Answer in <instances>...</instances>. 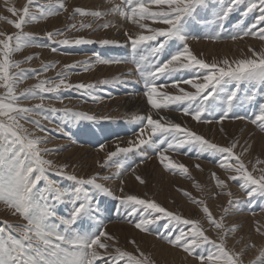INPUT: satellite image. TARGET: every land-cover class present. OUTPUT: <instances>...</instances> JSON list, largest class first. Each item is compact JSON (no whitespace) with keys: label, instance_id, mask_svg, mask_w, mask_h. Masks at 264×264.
Wrapping results in <instances>:
<instances>
[{"label":"snow or ice","instance_id":"1","mask_svg":"<svg viewBox=\"0 0 264 264\" xmlns=\"http://www.w3.org/2000/svg\"><path fill=\"white\" fill-rule=\"evenodd\" d=\"M108 2L110 6L103 10L73 7L69 12L66 0H51L46 4L27 0L21 9L14 6L7 9L16 19L0 17L17 29L13 33L0 31V89H3L0 93V202L12 209L13 215L18 214L26 221L22 224L0 221V264H147L143 251L137 250V255L117 246L119 240L107 231L99 197L116 200L135 229L155 233L192 257L196 264H245L246 250L256 245L245 244L239 251L227 246L229 234L235 233L237 228H226L225 219L230 209L241 202L229 183H237L249 201L264 197V159L253 152V145L247 141L237 152L238 139L233 137L228 144L221 145L189 126L186 120L198 125H217L220 133L226 132L225 121H248L264 132V49L250 47L251 56L229 59L226 56L208 58L195 48L201 41L215 44L252 38L264 42V0ZM254 12L258 15L251 24L232 28L231 18L235 14L239 13V23ZM61 13H68V18L74 22L63 29L47 31V45L35 43L34 33L24 30L26 26ZM110 29L120 32L123 42L116 38L90 39L84 35L69 38L67 35L73 30L96 33ZM53 44L126 48L129 56L116 59L93 52L88 59L65 64L54 77L43 79L40 77L55 70L58 62L41 61L42 67L37 69L22 65L38 57L14 59L16 53L28 47H51L52 52H56ZM120 64L132 65L123 75L135 77L134 80L117 76L96 82L71 81L73 74L92 71L96 65ZM33 78L38 80L36 84L19 88ZM122 84L142 85L145 112L131 117L139 125L132 131L131 138L122 146L119 135L115 136L118 142L114 150L106 151L103 159L96 161L99 171L87 177L69 172L67 163L57 164L45 158L56 150L43 147L49 141L30 133L22 123H31L46 132L41 120L35 117L52 120L60 114L65 121L73 123L109 120L110 117L77 112L69 107L56 108L45 101L63 103V93L75 91L98 102L102 99L98 94L99 86ZM31 101L39 103L31 104ZM244 105L258 111L252 116L243 115L239 109ZM169 112L180 113L186 119L177 122L168 116ZM107 147L106 142L101 143L99 150L105 152ZM149 150L164 169L184 176H190L189 168L174 162L171 154L187 155L194 150L197 158L204 154L216 157L224 176L213 172L212 177L218 190L215 195L228 197L229 207L224 208V215L217 219L204 199L197 200L185 193L202 208L207 222L217 230L215 239L206 234L207 229L200 219L186 218L155 199L125 191V175L130 171L135 173L140 164L150 158ZM133 157L138 158V162ZM195 167L203 170L200 164ZM49 173L58 174L71 183L59 184ZM135 178L145 183L139 175ZM115 181L120 183L113 188ZM58 205L67 207L66 215L58 214ZM85 224L87 228L83 227ZM255 231L264 236L259 227ZM206 246H211V250H206ZM251 264H264V247Z\"/></svg>","mask_w":264,"mask_h":264},{"label":"rangeland","instance_id":"2","mask_svg":"<svg viewBox=\"0 0 264 264\" xmlns=\"http://www.w3.org/2000/svg\"><path fill=\"white\" fill-rule=\"evenodd\" d=\"M49 2H51V0H36V3L38 4H46ZM116 2L119 3L120 0H116ZM26 3L27 0H0V17H8L10 20L16 19V17L13 16L10 12H8L7 9L12 6L16 7L17 9H21ZM66 3L68 4L69 12H71L70 9H72L73 7L103 10L104 8L110 6L108 0H66ZM68 15V13H61V15L59 16L49 17L47 20L26 26L24 30L27 32L34 33L35 43L47 45L49 44L45 35L47 31L63 29L69 23L74 22L70 21ZM256 15H258V13L254 12L248 17L240 20L239 23H237L239 13L235 14V16L231 18L232 28L234 29L237 27H244L246 25L251 24L255 19ZM78 19L79 17L77 18V20ZM0 31L13 33L17 31V29H15L14 26L8 23L7 21L0 19ZM67 35L69 38H75L80 35H84L90 39L116 38L121 39V42H123L121 33L116 31L115 29H110L108 31H100L96 33L88 31L77 33L73 30L67 33ZM257 41L260 44H258ZM52 47H56L57 51L52 52L51 47H28L23 49L21 52L16 53L14 59L22 60L25 56L38 57L36 59H33L30 63L22 65V67L24 68L37 69L42 67L41 61L46 63L58 62L57 68L55 70L49 71L40 77V79H43L45 76L54 77L56 75V72L59 71L65 64H72L76 61H83L85 59H88L92 56L93 52H99L102 56H110L116 59H124L128 58L129 56V50L126 48L106 49L99 44L81 46H64L59 44H53ZM250 47L255 48L257 50L264 49V42L252 38H245L241 41L224 40L217 42V44H213L208 41H201L195 45V48L198 51H203L208 58H222L226 56L229 59L251 56V52H249L248 50ZM210 50L212 52H210ZM230 50L231 52H229ZM234 52L237 53L234 54ZM131 67V64H120L111 66L96 65L94 70L92 71H80L73 74L71 77V81L73 83L96 82L105 78L111 79L113 77H117L118 75L122 79L134 80L135 77H128L123 75L127 73ZM37 82L38 80L35 78L29 79L23 84H21L19 88L23 89L34 85ZM141 87L142 85L135 84H122L118 86L101 85L99 86L98 94L102 97V99L98 102H93L91 99L87 98L82 93H77L75 91L64 92L63 95L65 96V99L63 100V103H60L55 100L45 101L47 105H51L56 108L62 109L64 107H69L77 112H87L90 115L99 114L100 116L110 117L111 119L109 120L99 121L96 123L82 120L78 123H73L71 121H65V119L60 114H56L52 120H43L40 116L35 117L36 119L41 120V123L48 130L46 132H41L31 123H26L23 121L22 123H24V126L29 130L30 133H33L35 136L44 137L49 141L46 145H42L43 147H47L50 150H56L50 151L45 158L51 159L54 163L57 164L67 163L70 166L68 169L69 172H75L78 175L87 177L94 171H99V169L96 167V161L103 159L106 154V151L114 150L115 144L118 142L114 138L115 136L119 135V142H121L122 146H124L123 142L131 138L130 135L132 134V131L139 127V125H137L131 120V117L138 114L142 115L145 112L146 104L141 93ZM133 88H135V91L133 90ZM0 93H3V89H0ZM30 103L35 104L39 103V101H31ZM239 111L243 115L252 116L258 111V109L255 107H250L249 105H244L241 109H239ZM168 116H171L170 118H175L177 122L186 119L180 113L177 112H169ZM186 122L189 124V126L193 127L198 132H204L207 138H210L214 142H217L221 145L228 144L230 142V139L233 137L238 139L240 141V145H238L236 149L237 152L242 150V146H246L245 141H247L248 143L253 145L254 153L256 155H259L260 158L264 159V132H260V130L255 125L251 124L248 121H225V134L219 132V126L217 125L200 126L195 122L191 121L190 119H187ZM193 124L198 125L200 127L196 128L193 126ZM60 128H63L64 131L61 132L59 130ZM256 140L257 142H255ZM110 141L114 143L112 146H110ZM105 142L107 143V145H109L105 149V152H101L99 150V145ZM148 155L150 158L145 160L144 163L140 164V166L136 169L135 173H132L130 171L125 175V191L130 194L139 195L141 196V198L155 199L163 207L171 211L175 210V212L182 214L186 218L200 219L203 227L207 229L206 234L209 235L210 238L215 239L217 230L207 222L202 212V208L194 204L192 200L187 195H185V193H190L191 197H194L197 200L204 199L210 211L213 212V215L216 216L217 219H219L221 215H224V208L229 207L226 201L228 197L226 195H215L218 190L214 186V179L212 177L213 172H216L218 175H221L222 178L224 176L223 171L219 168L218 164L216 163V157L204 154L200 158H197V156L194 154V150L192 152H189V154L187 155L183 153L171 154L174 162L178 161L180 163L185 164L189 168L190 176H184L181 174H173L168 170L164 169L162 166H159L160 164L158 158L151 150H149ZM133 159L137 160L138 162V158L133 157ZM146 163L151 166L156 163L158 169H162L169 175L176 176V178L167 179L169 182L174 184V190L167 188L165 189L164 187H160L158 185L161 182H165L163 178L162 180H160L159 177L153 178L152 174H145L143 177H141V174H139L138 169L141 166L147 165ZM196 164H200L203 170L201 171L200 169H197L195 167ZM49 175L51 179L57 181V183L59 184L63 185L71 183L67 182L63 177L58 174L49 173ZM137 175H139L141 179L145 181V183L141 184L138 180H136L135 177ZM119 183L120 181L113 182L112 187L115 188L116 185ZM197 184L200 185L199 188H197ZM229 187L234 193V195L239 198L241 202L230 209V212L225 219L226 228L231 226H236L237 228L235 233L229 234L227 246L229 248L235 247V249L239 251L241 248H244L245 244H255L256 247L247 249L244 256L245 264H251V262L255 261V259L259 255V250L264 247V236L262 237L260 233L255 231L258 227L261 229V231H264V197L257 196L251 201H249L248 197L246 196L244 191L238 186L237 183L230 182ZM117 194L119 195V192H117ZM99 199H101L102 201L101 207L102 210H104V218L105 223L107 225V231L113 234L119 240V244L117 246L120 247L122 250L130 251L137 255V250L143 251L145 253V257L147 258V264H196V261L192 257H188L181 249L170 246L166 240L160 239V237L155 235V233L149 234L140 232L139 230L135 229L134 224L130 222L131 218L127 217L126 213L122 209H120V206L116 200L108 197H99ZM117 209L120 210L117 211ZM57 212L60 215H66L68 209L63 205H58ZM261 215H263V218ZM3 220H7L10 224L26 223V221H24L23 218L20 217L18 214L13 215L12 209H10L6 204L0 202V221ZM87 226V224L83 225V227L85 228H87ZM154 227L158 228L159 226ZM160 233L161 235L164 234L162 229H160ZM132 241H134L135 243H132ZM149 242L152 243L150 244ZM158 246H161L162 249ZM163 247L166 249H164ZM163 250L165 251L163 252ZM206 250H211V246H206Z\"/></svg>","mask_w":264,"mask_h":264},{"label":"bare ground","instance_id":"3","mask_svg":"<svg viewBox=\"0 0 264 264\" xmlns=\"http://www.w3.org/2000/svg\"><path fill=\"white\" fill-rule=\"evenodd\" d=\"M88 8V7H87ZM71 10V9H70ZM66 23V22H65ZM76 35V34H75ZM71 36V35H70ZM251 41V40H250ZM256 42V41H255ZM257 43H258V41H257ZM217 44V43H216ZM258 44H260V43H258ZM231 45V44H230ZM246 46V45H245ZM243 47V46H242ZM241 47V48H242ZM226 48V47H225ZM125 49V48H124ZM231 49V48H230ZM238 51V50H237ZM210 52H212L211 50H210ZM214 52V51H213ZM229 52H231V50L229 51ZM208 53V52H207ZM226 53V52H225ZM235 53H237V52H234V54ZM241 53V52H240ZM121 73V72H120ZM121 75V74H120ZM119 76V75H118ZM126 80V79H125ZM131 85V84H130ZM135 88H133V90H134ZM135 91V90H134ZM138 93V92H137ZM129 94V93H128ZM138 95V94H137ZM131 98V97H130ZM120 100V99H119ZM131 101V100H130ZM121 102H125V101H121ZM133 102V101H132ZM135 103V102H134ZM134 103H131V104H134ZM126 104V103H125ZM129 104H130V102H129ZM142 107V106H141ZM137 108V107H136ZM142 109H144V108H142ZM141 110V109H140ZM171 113V112H170ZM170 115V114H169ZM171 117V116H170ZM173 117V116H172ZM181 118V117H180ZM241 125H242V123H241ZM193 126L194 127H196V128H198V127H200V126H202V125H200V126H198V125H194L193 124ZM235 127V126H234ZM212 129V128H211ZM202 130V129H201ZM207 130H208V128H207ZM229 130V129H228ZM236 130V129H235ZM240 130V129H239ZM246 130H247V126H246ZM206 132V131H205ZM211 132V131H210ZM215 132H216V130H215ZM235 132V131H234ZM204 133V132H203ZM213 133V132H212ZM219 133V132H218ZM205 134V133H204ZM225 134V133H224ZM248 134V133H247ZM250 134H252V133H250ZM249 135V134H248ZM131 136V135H130ZM208 136V135H207ZM217 136V135H216ZM221 136V135H220ZM239 136V135H238ZM263 136V135H262ZM249 137V136H248ZM259 137V136H258ZM215 138V137H214ZM252 138V137H251ZM256 138V137H255ZM252 140V139H251ZM264 140V139H263ZM113 141V140H112ZM112 141H110V146H112L114 143L112 142ZM227 141V140H226ZM223 142V141H222ZM221 142V143H222ZM255 142H257V140L255 141ZM261 142V141H260ZM109 145V144H108ZM262 145V144H261ZM261 145H260V147H261ZM255 146V145H254ZM114 147V146H113ZM264 147V146H263ZM112 148V147H111ZM264 150V149H263ZM262 150V151H263ZM95 151V150H94ZM254 152V151H253ZM91 153H93V152H91ZM106 153V152H105ZM261 153V152H260ZM97 154V153H96ZM96 156V155H95ZM191 161V160H190ZM188 162V161H187ZM195 162H197V161H195ZM195 162H193V163H195ZM206 163V162H205ZM147 165H145V166H141L139 169H138V172H139V174H141V177H143L145 174H152L153 176V178H156V177H159L160 178V180H162V178H163V180H165V182H161L160 184H158L160 187H164L165 189L167 188V189H173V188H175V186L173 185V183H171V182H169L167 179H169V178H176V176H172V175H169V174H167L166 172H164L162 169L160 170V169H158L157 168V165H156V163L155 164H153L152 166L151 165H148V163H146ZM159 166H161V165H159ZM148 169H149V171H148ZM205 169V168H204ZM148 172V173H147ZM197 172V171H196ZM131 174V173H130ZM155 174V175H154ZM198 176V175H197ZM200 176V175H199ZM149 177V176H148ZM150 179V178H149ZM158 179V178H157ZM199 179V178H198ZM131 180V179H130ZM178 180V179H177ZM148 181V180H147ZM179 181V180H178ZM184 182V181H183ZM189 182V181H188ZM150 183V182H149ZM176 183V182H175ZM131 184H132V182H131ZM151 184V183H150ZM180 184V183H179ZM115 185V184H114ZM129 185V184H128ZM140 185V184H139ZM149 185V184H148ZM184 185V184H183ZM187 185H188V183H187ZM155 186V185H154ZM128 187V186H127ZM144 187V186H143ZM191 187V186H190ZM164 188H162V189H164ZM126 189H128V188H126ZM135 189V188H134ZM146 189V188H145ZM152 189V188H151ZM156 189V188H155ZM136 190V189H135ZM139 190V189H138ZM141 190V189H140ZM153 190V189H152ZM174 190V189H173ZM129 191V190H128ZM146 192V191H145ZM156 193V192H155ZM159 193V192H158ZM166 193V192H165ZM168 194V193H167ZM178 194V193H177ZM164 195V194H163ZM171 196V195H170ZM178 196V195H177ZM176 196V197H177ZM168 197V196H167ZM166 197V198H167ZM163 198V197H162ZM174 198V197H173ZM172 198V199H173ZM176 200V199H175ZM174 200V201H175ZM178 200V199H177ZM228 200V199H227ZM226 200V201H227ZM160 201V200H159ZM180 201H181V199H180ZM184 201V200H183ZM182 201V202H183ZM190 202V201H189ZM222 202V201H221ZM189 204V203H188ZM178 205V204H177ZM182 205V204H181ZM216 205V204H215ZM220 207V206H219ZM177 208V207H176ZM190 209V208H189ZM213 209V208H212ZM178 210V209H177ZM175 211V210H174ZM241 215V214H240ZM262 216V218H263V215H261ZM119 221V220H118ZM116 226V225H115ZM109 228V227H108ZM255 228H256V226H255ZM131 231V230H130ZM132 232V231H131ZM133 234V233H132ZM133 236V235H132ZM138 236V235H137ZM142 237V236H141ZM263 237V236H262ZM138 239V238H137ZM153 240V239H152ZM259 240V239H258ZM261 240V239H260ZM124 241V240H123ZM157 242V241H156ZM150 243V242H149ZM152 243V242H151ZM150 243V244H151ZM257 243H259V242H257ZM150 244H149V246H150ZM147 247H148V245H147ZM159 247V246H158ZM161 247V246H160ZM159 247V248H160ZM164 248V247H163ZM161 249H162V247H161ZM164 249H166V248H164ZM165 250H163V252H164ZM168 251V250H167ZM158 252H160V251H158ZM171 253V252H170ZM163 254V253H162ZM169 254V253H168ZM165 255V254H164ZM170 255V254H169ZM174 255V254H173ZM162 256V255H161ZM166 256V255H165ZM175 257V256H174ZM165 258V257H164ZM167 258V257H166ZM170 258V257H169ZM185 258V257H184ZM168 259V258H167ZM169 260V259H168ZM249 260V259H248ZM252 260V259H251ZM167 261V260H166ZM171 261V260H170ZM176 262V261H175ZM191 262V261H190ZM172 263V262H171ZM174 264V263H173Z\"/></svg>","mask_w":264,"mask_h":264},{"label":"crops","instance_id":"4","mask_svg":"<svg viewBox=\"0 0 264 264\" xmlns=\"http://www.w3.org/2000/svg\"><path fill=\"white\" fill-rule=\"evenodd\" d=\"M179 177V176H178ZM185 180V179H184ZM174 185V184H173Z\"/></svg>","mask_w":264,"mask_h":264}]
</instances>
